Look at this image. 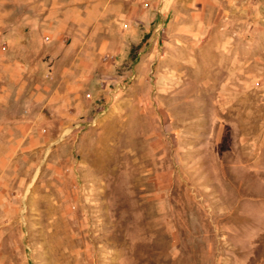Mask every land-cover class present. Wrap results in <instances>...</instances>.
I'll return each instance as SVG.
<instances>
[{
    "label": "rangeland",
    "instance_id": "rangeland-1",
    "mask_svg": "<svg viewBox=\"0 0 264 264\" xmlns=\"http://www.w3.org/2000/svg\"><path fill=\"white\" fill-rule=\"evenodd\" d=\"M0 264H264V0H0Z\"/></svg>",
    "mask_w": 264,
    "mask_h": 264
}]
</instances>
